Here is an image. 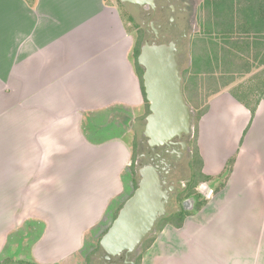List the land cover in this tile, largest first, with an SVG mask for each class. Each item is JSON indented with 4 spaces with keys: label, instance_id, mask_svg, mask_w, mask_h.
Returning <instances> with one entry per match:
<instances>
[{
    "label": "crops",
    "instance_id": "obj_1",
    "mask_svg": "<svg viewBox=\"0 0 264 264\" xmlns=\"http://www.w3.org/2000/svg\"><path fill=\"white\" fill-rule=\"evenodd\" d=\"M195 1L203 34L181 79L208 95L197 122L202 174L214 179L234 162L224 187L181 228L158 230L140 263L264 264V98L251 106L236 90L264 69V0ZM131 50L108 0H0V264H27L28 223L46 225L32 264H69L132 195L122 137L147 115Z\"/></svg>",
    "mask_w": 264,
    "mask_h": 264
},
{
    "label": "water",
    "instance_id": "obj_2",
    "mask_svg": "<svg viewBox=\"0 0 264 264\" xmlns=\"http://www.w3.org/2000/svg\"><path fill=\"white\" fill-rule=\"evenodd\" d=\"M122 4L155 9L154 0H119ZM137 64L142 69V82L149 114L144 119L143 137L151 149L168 147L174 140L190 136L192 112L182 92V79L174 42L166 44L144 43L140 47ZM184 147V143H181ZM165 164H144L138 169V180L132 195L118 211L108 230L99 240V249L105 259L134 255L167 216L170 193L162 177ZM167 172V171H165ZM224 174L199 186L210 197L222 183Z\"/></svg>",
    "mask_w": 264,
    "mask_h": 264
},
{
    "label": "rangeland",
    "instance_id": "obj_3",
    "mask_svg": "<svg viewBox=\"0 0 264 264\" xmlns=\"http://www.w3.org/2000/svg\"><path fill=\"white\" fill-rule=\"evenodd\" d=\"M110 4L113 6H116L121 10V13L123 15V18L125 20V25L127 28V32L129 33L132 41V50H131V56L134 58V48L136 41L139 36H141V46L145 42H149L151 44H166L169 42H174L176 44V49H177V61L179 65V72L180 76L183 75V73L189 68V62L191 59V50L190 46L193 42V39L196 36H199L200 33L197 30L196 27V20L198 19V15L195 13V5L196 1L195 0H170L169 3H164L161 0H154L155 1V7H158L159 5H164L166 6V10L164 12V20L159 17V13L157 14V17L153 18L151 16V10H144L138 6H133L129 4H122L119 0H108ZM199 2V1H198ZM184 4H188L186 7V12L188 16V30L184 34L183 38L181 40L176 41V36H174L169 29L172 28V24L178 23L181 24L182 22V14L178 12L179 10H182L181 8L184 7ZM172 7L174 11L170 12L168 7ZM172 17L171 23L168 22V17ZM150 24V27H149ZM161 26V30L158 28ZM166 32L167 37L162 38L161 35ZM170 32V33H169ZM165 33V34H166ZM226 33V32H225ZM225 33H218L216 36L217 38H223L226 36ZM141 34V35H140ZM212 37L215 39V37ZM220 38V39H221ZM140 46V47H141ZM193 53V50H192ZM135 60V59H134ZM236 90L239 93V98L241 101H247L250 103L251 106H254L255 103L260 100L261 98H264V69L262 70L255 69L252 71V73L249 76L244 77L243 79H239L236 83ZM189 106V105H188ZM190 107V106H189ZM191 112H192V124H193V129L188 138H183L184 141H187L189 145L193 141V133H194V121H195V112L192 110L190 107ZM145 116H146V111H145ZM144 116V117H145ZM101 117V121H103ZM100 120V119H99ZM87 121V117L83 118V122ZM142 122V119L139 121L135 120L133 122V125L130 128V122L128 123V127L125 128L126 134L124 137H122L126 142L130 143L131 147V157L133 152L136 153V159L134 161V173H131L130 167L129 171L126 170L123 175H122V181L127 188L128 180L133 181V186H134V181L137 182L138 180V169L140 168L141 165L144 164H150L151 156L154 153H159V148L158 149H151L147 145V140L143 137L142 131L143 129L139 126V124ZM143 123V122H142ZM83 131L86 134H89L93 129L91 128L88 123H83ZM121 130V129H120ZM109 135L111 132L116 134V130L114 127H108ZM218 140H221V137L218 138ZM223 141V142H222ZM219 142V154H223V146L226 144L225 139ZM191 157L190 153L188 151H184L183 153V159L180 161H175V158L173 157L172 154H167L165 153L162 156V161L165 166L164 170H162V177L165 178L166 180V188L169 186H173L175 188L174 192L170 193V200L167 205V216L165 218H168L172 214H174L177 211L181 210V207H185L188 210L192 209V200H188L186 196L183 194L187 191L189 188L190 180H191V170L189 167ZM131 164V158L129 160V166ZM169 169V170H167ZM167 171V172H165ZM198 185L195 188V192L198 193L201 196V199L206 200V197L204 194H202L199 190ZM216 192V191H215ZM215 192L213 194H215ZM181 195V196H180ZM164 218V219H165ZM46 225L42 223L41 225L39 224H34V223H28L26 227V232L28 235L27 238V248L26 246H23L22 250H25L23 252L27 253L28 259L27 264H32V260L30 259V249L31 245L34 242V238L41 236V233L45 230ZM157 232V226L155 227L154 231L150 234L149 237L154 236L155 233ZM23 233V231H22ZM96 231H91L86 234V236L83 239V248L80 250L77 254H75L72 257V260L69 261V264H89L91 262L97 263L96 260L94 259L93 254L99 247V242H97V239L95 238ZM23 242V241H22ZM10 243V242H9ZM16 243L19 244V241ZM21 244V243H20ZM23 244V243H22ZM92 248V251H89ZM89 251V252H88ZM8 252H10L8 250ZM88 252V254H87ZM12 256H7L10 257V259L14 260L16 258H13L14 253L13 251L11 252ZM138 257L141 254V249L139 248L137 253ZM1 260V257H0ZM99 263V262H98ZM6 264V263H5Z\"/></svg>",
    "mask_w": 264,
    "mask_h": 264
},
{
    "label": "trees",
    "instance_id": "obj_4",
    "mask_svg": "<svg viewBox=\"0 0 264 264\" xmlns=\"http://www.w3.org/2000/svg\"><path fill=\"white\" fill-rule=\"evenodd\" d=\"M141 35V34H140ZM140 46H141V36L138 37L135 48H134V58L135 60L138 57L139 51H140ZM138 73H139V79L141 83V90L143 93V96L145 97L144 94V88H143V82H142V69L141 67L138 66ZM182 92L183 96L185 98V101L187 105H189L192 110L196 113L195 114V121H194V133H193V141L190 144V150H191V160L189 163V167L191 170V180L189 184V188L187 191L183 194L186 196L188 200H192V209L188 210L185 207H181V210L172 214L168 218L162 219L158 225H157V231L161 230L165 225H171L175 228H181L185 218L189 215L195 214L197 211H199L206 203V200L201 199V196L195 192V188L198 185H202L204 183H208L212 178L205 177L202 174V160L199 154V150L197 147V122L200 119V117L206 112L207 107H206V99L208 98V95H201L199 94L198 91V86H197V81L195 79L191 78H183V84H182ZM146 103V115L149 114L148 110V102L145 101ZM251 114H254V110H251ZM136 159V153L133 152L132 157H131V164H130V171L131 173H134V161ZM234 160L229 161L227 164V167L225 168L224 172V179L222 183L217 187L216 192H218L221 188L224 187L226 184V181L228 179V176L231 172L232 166H233ZM221 174V175H222ZM137 182L134 181V189L136 188ZM181 196V195H180ZM154 241V236L148 237L144 243L141 245V253L145 252L149 246L153 243ZM141 261V254L138 257V262L140 263Z\"/></svg>",
    "mask_w": 264,
    "mask_h": 264
},
{
    "label": "flooded vegetation",
    "instance_id": "obj_5",
    "mask_svg": "<svg viewBox=\"0 0 264 264\" xmlns=\"http://www.w3.org/2000/svg\"><path fill=\"white\" fill-rule=\"evenodd\" d=\"M164 3H169L170 0H161ZM166 6L164 5H159L158 7H155V9H151V16L153 18L157 17V14L159 15V17L161 19L164 18L165 14V10H166ZM168 9L170 10V12H172V10L174 11V9L172 7H168ZM182 10L178 9V12H180V14H182V22L181 24L175 23L172 24V28L169 29L170 31H172L171 33L176 36V41L181 40V38H183L184 34L187 32L188 28V16L187 14L181 12ZM164 20V19H163ZM172 17H168V22L171 23L172 21ZM150 27V24H149ZM160 30L162 29L161 26L158 27ZM166 32H164V34L161 35L162 38H166L167 35L169 34H165ZM170 33V32H169ZM146 43V42H145ZM149 43V42H147ZM194 131V130H193ZM188 138V137H187ZM181 143H184V147H182ZM158 149V148H155ZM159 153H154L151 156V160H150V164H155V163H159L160 160L162 159V156L167 153V154H172L173 157L175 158V161H180L181 159H183V153L184 151H188V153H190L191 155V150H190V145L189 143H187V141H184V139L182 140H174V144L170 145L168 147L164 146L159 148ZM154 151V149H153ZM169 170V169H167ZM168 173V172H167ZM94 259L96 260L97 263H89V264H141L138 262V255L134 254V255H129L128 257H126L125 255H121L119 257H113L110 260H106L105 259V253L101 250V249H97L95 251V253L93 254ZM99 262V263H98ZM141 262V261H140Z\"/></svg>",
    "mask_w": 264,
    "mask_h": 264
}]
</instances>
